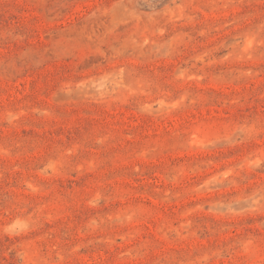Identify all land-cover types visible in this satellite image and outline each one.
<instances>
[{
	"label": "rangeland",
	"instance_id": "rangeland-1",
	"mask_svg": "<svg viewBox=\"0 0 264 264\" xmlns=\"http://www.w3.org/2000/svg\"><path fill=\"white\" fill-rule=\"evenodd\" d=\"M0 264H264V0H0Z\"/></svg>",
	"mask_w": 264,
	"mask_h": 264
}]
</instances>
